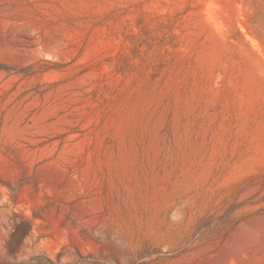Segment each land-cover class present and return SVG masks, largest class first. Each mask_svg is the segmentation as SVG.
<instances>
[{
	"label": "rangeland",
	"instance_id": "374dc122",
	"mask_svg": "<svg viewBox=\"0 0 264 264\" xmlns=\"http://www.w3.org/2000/svg\"><path fill=\"white\" fill-rule=\"evenodd\" d=\"M0 264H264V0H0Z\"/></svg>",
	"mask_w": 264,
	"mask_h": 264
}]
</instances>
